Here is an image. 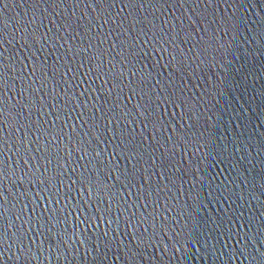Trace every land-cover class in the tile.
<instances>
[{"label":"water","instance_id":"obj_1","mask_svg":"<svg viewBox=\"0 0 264 264\" xmlns=\"http://www.w3.org/2000/svg\"><path fill=\"white\" fill-rule=\"evenodd\" d=\"M145 110L162 121L154 127ZM82 174L91 188L81 187ZM100 200L112 206L113 232L127 207L118 243L155 233L143 256L118 255L114 245L103 264H258L264 0H145L143 8L117 0L95 10L76 0L0 3V264H95L79 243L87 225H76ZM221 220L230 221L222 234ZM21 246L31 251L20 255Z\"/></svg>","mask_w":264,"mask_h":264},{"label":"snow or ice","instance_id":"obj_2","mask_svg":"<svg viewBox=\"0 0 264 264\" xmlns=\"http://www.w3.org/2000/svg\"><path fill=\"white\" fill-rule=\"evenodd\" d=\"M8 0H0V3H4L5 5L7 4ZM53 2H55V0H53ZM117 2V0H112L111 3H109V0H76V4L77 6L80 3L85 4L86 8H93L95 10V6H101V5H107L109 7H115V3ZM120 2H122L124 4L125 8L128 7H135V5L137 3H140V6L143 8L145 5V0H120ZM150 2V0H149ZM176 3H179V0H176ZM107 22V21H105ZM82 27V26H81ZM155 27V26H154ZM89 31H91V28L89 27L88 29ZM33 39H35V36H33ZM171 39V38H169ZM47 42L46 38H45V43ZM165 43H167V41H165ZM91 47V46H90ZM160 51L162 53H167L168 49L166 47H162L160 49ZM75 55V53L73 54ZM163 58V57H161ZM172 60H176V56L173 55L172 56ZM82 66V65H81ZM40 70L38 68V66L33 65L31 71L33 73V75L35 74L36 71ZM56 71L58 72L59 69L57 68ZM67 71H71V69H68ZM45 78H47V74L45 73ZM163 90V89H161ZM122 91V89H121ZM135 93V89H133V94ZM168 100H171V97L167 98ZM152 99L151 97H149V104L151 105L152 103ZM157 108L159 107V103L160 101H155ZM146 115H145V119L148 121V123H151L154 127L159 124L162 119H163V114H157L155 111H151L148 112L147 110H145ZM56 119H59V117H56ZM148 123L144 124V128L147 129L148 127ZM108 124H111V121H108ZM93 127L99 131V126L98 125H93ZM76 129L73 128V132H75ZM26 139V137L24 138ZM92 139H96V137H92ZM28 143L30 144L31 141H28ZM117 147H119V145H117ZM85 155H87V150L85 149ZM96 156H100V153L97 152ZM84 157H81V159H83ZM113 159H115V157H113ZM48 163L50 164L51 161L49 160ZM89 163L91 164V161H89ZM99 163H103V161L101 160ZM62 167V165H61ZM86 171H90V169H85ZM73 171H75V169H73ZM123 178L125 180L126 183H130L129 178H128V174L125 171V173L122 174ZM111 178V170H110V174L107 178H104L103 180L99 181L96 183V187L97 190H100V188H106L107 187V179ZM117 179H120V177L118 176ZM42 183L45 182V178L41 177ZM73 184L77 183V181L73 180L72 181ZM79 183L81 185V187H88L91 188L93 186V180L91 175L85 176V175H81V178L79 180ZM89 195H91V193H89ZM91 201H89L90 203ZM103 203L102 200L97 201L96 202V207L93 209H88L87 212L88 214L85 215L83 217L82 220H80V218H78V224L76 225V231H79V222L84 223L85 225H87V228L85 229V231L81 234L83 239L80 240V246L85 247V250L91 255L92 253H95L94 256V261L95 264H103V261L107 259V256L109 254V252H111L113 250V246L115 245L117 251V254L119 255L121 252L127 253V255L129 256L130 259L134 260L136 256H143L144 252L147 251V248L151 246V241H153L155 239V233H153L152 236H146V233L148 231L147 228L144 229V233L141 234L139 237L133 236L132 238L129 239L127 244H124L123 241H120L119 243L117 242V237L120 235L119 234V221L121 219H123L124 217V213L127 211V207H124L122 209H117L118 211V215L116 217V223H117V231L113 232L112 229V216L111 213L113 211L112 206L108 205L107 207H101L100 205ZM135 213H132L131 217L125 221V223L127 224L128 227H131L132 223L135 222ZM107 217V219H106ZM93 223L96 224L97 227V231L95 232H91L90 230L92 229ZM138 223V222H137ZM153 223L155 224V219L153 220ZM227 223H230V221H228ZM227 223L224 220L219 221L216 224V228L217 230L223 231V227H227ZM101 224H106L107 227L103 232L99 231V225ZM66 231V230H65ZM75 235V233H74ZM233 236V233L231 231V229L228 230V239H231ZM6 239V237L2 234H0V247L4 246V240ZM10 239V238H7ZM247 239H249L247 236L245 237V241H247ZM21 245H23V241H20ZM33 243H35V241L33 240ZM189 243H196L199 244L200 243V239L198 237H194L193 239L189 240ZM207 243V241L205 242ZM237 245L240 244V240L236 241ZM15 244V241H12L11 243L7 244V248L5 250L7 251H11L13 245ZM247 242H245L244 244V248H237L235 251H239L241 254H243V252L247 249ZM52 251H60V249H56L53 248L51 249ZM20 255H25L26 251H31V249H25L23 246H21L18 250H17ZM66 251V250H65ZM77 252H79V248L76 249ZM197 251H200V249H197ZM205 251H207V249H205ZM101 252H103V256H101ZM41 254H42V249H41ZM166 254V253H164ZM161 255V250L159 248L156 249V252L154 253V257L155 256H159ZM233 255H235V252L233 253ZM259 262L258 264H264V252H260L259 253ZM19 258V257H18ZM232 257L230 256L229 259H231ZM253 261H256V257L253 256L252 257Z\"/></svg>","mask_w":264,"mask_h":264}]
</instances>
